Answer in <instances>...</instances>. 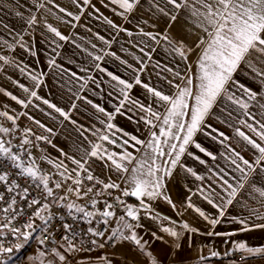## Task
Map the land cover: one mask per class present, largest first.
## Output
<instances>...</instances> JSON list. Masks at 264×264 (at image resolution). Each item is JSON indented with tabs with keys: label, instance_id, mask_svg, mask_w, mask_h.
Instances as JSON below:
<instances>
[{
	"label": "snow or ice",
	"instance_id": "6c2138e0",
	"mask_svg": "<svg viewBox=\"0 0 264 264\" xmlns=\"http://www.w3.org/2000/svg\"><path fill=\"white\" fill-rule=\"evenodd\" d=\"M52 2L53 0H47L49 4ZM72 2L76 4L77 0H72ZM109 2L122 10L116 12V15L124 16L126 19L128 18L126 14H134L137 11L142 12L144 5L147 4V10L150 15L143 20V23L148 24L150 20H156L157 22L163 20L167 27L163 33L157 31L155 34L151 31H144L141 27L139 28V34L149 37L157 44L161 40L164 41L166 43V51L174 53L185 62L188 61L189 55H196V73L195 76L191 74L182 76L179 71H173V69L163 66L164 71L172 73L174 80L184 81L183 85H181L174 83V80H169V84L175 87L176 91L173 95H168L142 82L140 73L144 71L143 67L133 69L134 80L130 82L111 71H107L101 64L96 63L94 70L106 72L111 81L115 82L109 84L111 91L108 92V96L112 97L115 95L118 104L114 106V111L108 112L104 107L80 95V93L87 90L89 82L95 84L96 88H100L101 81H98L92 75L80 76L77 72H70L69 75L72 80L79 82L78 91L73 92L75 98L77 100H86L99 113L107 117L106 121H99L104 131L101 132L100 129H95L92 134L98 137V141L107 142L109 145L121 149V151L110 150L102 143L97 142L91 144L90 150L78 148V151L83 152L80 159L69 157L67 153L62 152L66 159L71 160L72 164L76 165V168H73L71 172H69L63 161L56 163L49 160V163H53L57 169H63L59 173L61 177L65 180H71L76 185L75 188L70 187L67 191L74 192L77 198H80L84 179L95 181L96 184L102 185V191L120 188L119 184L110 179L109 182L105 183L93 175L88 167L91 158L104 162L109 171L114 169L118 173L128 172L125 162H135L136 166L132 168V175L129 177L132 187L130 190L124 189L122 195L136 197L139 205L134 206L133 204L125 203L120 197H115L114 203L123 206L124 209V214L118 217L112 210L113 203H108L107 201H104L102 211L96 210L98 201L95 198L90 201L93 211L86 210L84 206L77 205L74 202L63 206L69 210L75 209L77 213H82L81 219L90 218L88 219L90 224L92 223L91 218H103L102 220L98 219L97 223L105 225L104 231L89 227L87 232L93 237H106V241L98 242L96 239H92L90 241L91 245L103 249L105 243L111 242L113 249H115L123 246L125 242H130L138 250L137 255L146 258L147 264H165V262L149 250V241L143 239L138 232V229L143 228L140 223L141 212H143L145 217L158 223L161 220L169 221L171 226L161 225L160 227V231L166 233L173 241L169 245L171 250L168 255L172 264H185L186 258L181 256V253L185 250V237H188V247L190 249L191 234L198 233L200 230L191 226L187 221H180L179 228L181 230L178 231L176 227L178 222L171 220L168 216H161L156 213L151 203L163 200L174 211H178L175 202L168 193L166 181L173 176L175 170L181 169L197 181H207L205 186H199L195 191L191 188L188 189L191 195L186 199L185 211H193L206 221L212 229H215L222 222L221 218L228 217L230 207L234 204H240L248 210V215H232L230 217V222L240 225L238 231L248 232L253 229H264V211L260 210L264 208V90L261 92L253 91L234 79V74L244 65L251 69L256 77H260L262 83H264V0H109ZM101 3H103V0H101ZM83 5L94 7V5H91V0H83ZM36 7L38 9L44 8L45 4L38 2ZM83 10V8L80 9L81 12ZM59 11L66 12V9L59 8ZM96 11H99V9H96ZM185 13L190 14L189 19L193 28L199 31H193L182 26L180 38L172 36L171 29L173 25L179 22ZM16 14L18 16L21 15L19 12ZM66 14L68 16L73 15L71 12ZM74 19L78 21L80 16H75ZM104 19L111 27L118 28V25L112 20L107 17H104ZM35 23L36 16L32 15L27 20V24L31 26ZM151 26L156 28L157 25L153 23ZM46 27L50 33H53L60 40L68 39L51 24L46 25ZM119 31H126L128 36L133 35L132 31L125 28H119ZM157 37L160 39H157ZM99 38L101 40L104 39L103 37ZM186 40H191L192 43L188 44L185 42ZM20 46L24 47L23 44ZM92 47L95 48L96 46L92 45ZM140 51L143 52L144 49L141 48ZM35 54V52L32 53V55ZM56 55H59V53ZM89 55L92 56V53H89ZM105 55L115 56L116 54L105 53ZM92 59L102 61L104 56L95 55L92 56ZM116 59L120 58L116 57ZM0 60H3L6 64L9 63L7 57L0 56ZM120 62L126 64L128 68H133L125 60ZM48 66L60 69L62 74L65 71L61 65L56 63L55 56L48 60ZM156 66L161 67L159 63ZM20 71L25 72V68H21ZM80 71L87 73L89 69L82 68ZM189 72H191L190 65ZM27 75L34 82L33 87L29 88L24 84H19V87L25 93H28L27 100L20 99L10 92H4V89H0V92L10 96L11 100L24 108H28L30 105L39 108V105H33V98H35V100L41 101L49 109L58 113L64 120L73 124L77 123L70 116V112L77 108L75 101L72 102L71 108L67 111L58 107L55 103L50 102L49 99L43 98L38 94L37 89H40L44 83V74L29 71ZM72 80L68 81V83H71ZM134 84L142 85L155 98V102L161 108H164L163 114L154 110L152 105H145L138 100L131 99L129 92L133 89ZM233 87L240 91L242 95H237L236 91L232 90ZM69 91H72V89L69 88ZM218 102L223 103L222 112H227L229 118H233V112L239 114L241 117L239 123L248 128L256 137L253 138V136L247 135L240 128L235 129L236 136L244 142L245 148L252 151L251 159L246 158L240 151L225 144L230 138L208 122L213 116L214 108ZM128 103L145 113L139 119L146 126H149V139L147 141L131 135L122 127H118L113 123L116 115L124 114L122 110L127 108ZM253 107L259 110L258 113L251 110ZM127 110L131 111L130 108ZM46 114L50 115V113ZM257 114H259L261 119L256 118ZM22 115L27 116L29 120H32L40 128L52 132V129L47 128L41 121L28 115L27 112L22 113ZM0 117H5L14 125L13 128L0 126V133L5 135L14 133L16 121L19 117H14L7 111H0ZM216 118L220 119L218 116ZM154 121L159 123L157 124ZM249 121L252 122L250 123ZM231 126L229 124V127ZM157 127L158 132L151 130ZM79 128H83V125H80ZM117 133H120V135L117 136ZM198 133L210 136L213 140H216L217 137L221 138L219 143L230 153L226 159L230 161L231 173L225 171L224 168H219L218 171L209 168L208 172L211 175H199L197 171L187 167L182 162V157L188 156L198 161L201 165L206 163L192 149L198 150L199 153H203L213 161L217 159L211 151H208L198 142ZM214 133L216 135H213ZM32 134L31 128L23 130V139L21 140L19 151H13L14 145L11 140H5L0 137V186L4 187V190L0 191V264H9L15 252L24 248L31 238H35L40 245H44L47 240H51L52 232L49 229V225L53 219V213L49 209L53 205L61 206L62 202L68 199L67 195L57 197L53 187L49 186L50 176L42 173L32 158L30 151L27 153L28 161L24 160V152L26 150L23 145L31 144V140L28 137ZM81 135H83L82 132ZM35 139L51 143L45 136L37 135ZM137 145L146 148L145 156L148 158L138 160L133 155V152L128 150L132 148L138 151ZM149 152L150 156L148 155ZM221 155L224 156V153H221ZM42 158L47 159L46 157ZM161 158H164L162 163L159 162ZM81 172L86 174L83 178L81 177ZM73 173L75 174L74 176ZM236 173H239V175H235ZM13 176L24 179L25 184L22 186L17 179L12 178ZM61 187L62 184L60 182H55V189H60ZM93 190V187H88L83 192V195L87 196ZM34 191L35 194H33ZM102 191L95 192V195H102ZM194 196L202 198L216 211V215L213 216L210 213H206L201 207L197 206L193 202ZM249 199L255 201L259 208H252L248 203ZM69 215H72L71 211H69ZM25 217L27 218L25 219ZM113 218L116 220V226L108 227L109 221ZM128 218H130L131 222ZM21 220H23L22 224L20 223ZM37 220L40 223H37ZM63 228L71 236L74 237L76 235L72 231V225L64 223ZM38 232L42 235H34ZM234 234V232H206L209 237H230ZM151 235L154 240H163V237L157 236L155 232ZM62 239L67 243L66 251L69 253L92 251L90 247H84L85 242L83 240L80 246H77L67 234ZM13 240L16 242H12ZM50 251L59 261L66 264V255L58 251L56 247L51 248ZM129 251H132V248H129ZM232 251L242 253L241 261L255 256L264 258V245L253 247L248 246L244 242L233 241V249L225 252L224 255H230ZM209 254L211 257L221 255L215 250H210ZM46 255V252L41 251L35 259L39 260V264H51L50 261L46 262L41 259ZM113 255L123 256L124 253L113 252ZM29 259L33 258L30 257ZM206 259L207 257L204 255H198L195 258V264H203ZM97 260L101 264H113V259L107 255L99 256ZM132 264H139V261L133 260Z\"/></svg>",
	"mask_w": 264,
	"mask_h": 264
},
{
	"label": "crops",
	"instance_id": "0c3cea01",
	"mask_svg": "<svg viewBox=\"0 0 264 264\" xmlns=\"http://www.w3.org/2000/svg\"><path fill=\"white\" fill-rule=\"evenodd\" d=\"M38 2L44 3L45 7L38 9L36 7ZM91 5H94V7L83 5V0H77L76 4H74L72 0H53L51 4L47 3V0H0V56L7 57L9 61V63L6 64L3 60H0V89H4V92H10L16 95L20 99L27 100L28 93H25L19 87V84H24L32 88L34 82L30 80L27 72L43 73L44 83L40 89H37L41 97L49 99L50 102L55 103L58 107L66 111L71 108L73 101L77 104V108L70 112L72 120L77 122L73 124L70 121L64 120L58 113L49 109L41 101L35 100V98H33V105H39V108L31 105L28 108H24L22 105L11 100L10 96L5 95L4 92H0V111H7L10 115L19 117L16 121V130L14 133L18 131L22 135L18 142L13 140L14 133L11 135L0 133V137L5 140H11L14 145L13 149L19 148L25 128H31L33 134L47 137L48 141H51V143H48L47 147H41L31 141L30 145H23V148L31 152V156L34 160H43L47 163L51 171H45V169L41 165L40 166L42 167V173L44 172L50 176L49 186L53 187L54 191H61L68 196H73L74 200H70L68 203L74 202L81 206V204H79V201H81L83 204L90 207V211L94 210L90 203L94 198L98 201L96 210H103L104 201L113 203L112 210L115 212L116 217H118L124 214L123 206L116 205L114 199L112 201L107 200L108 196L106 193L96 196L93 191L92 193H88L87 196H84V191L81 190V196L77 198L74 192L67 191L68 188H75L76 185H74L71 180H65L61 177L59 173L63 171V169H57L54 167L53 163H49V160L56 163L63 161L64 165L69 169V172H71L73 168H76V165L72 164L71 160L66 159L65 156L62 155V152L67 153L69 157L80 159L83 152L77 149L90 150L91 144L97 142L102 143L110 150L117 152L121 151V149L115 148V146L109 145L107 142L98 141V137L92 134L95 129H100L101 132L104 131L99 121H106L107 117L99 113L88 104L86 100H77L75 98L73 92L78 91L79 82L72 80L69 73L74 71L80 76L92 75L98 81H101L100 88H96L95 84L89 82L87 90L80 93V95L104 107L106 111L112 112L114 111V106L118 104V100L115 95L109 97L108 92L111 91L109 84L115 82L111 81V78L107 76L106 72L94 70V65L96 63L101 64L107 71H111L130 82L134 80L135 74L133 69L143 67L144 71L140 73L143 83H147L157 90L163 91L165 94L173 95L176 89L169 84V80H174V77L172 73L164 71L163 66H167L173 69V71H179L182 76H187L189 74L195 76V61L197 56L194 54L189 55L188 61L185 62L174 53L166 51V43L164 41L161 40V42L157 44L149 37L139 34V28L141 27L144 31H151L154 34L157 31L163 33L164 29L167 27V25L163 23V20L159 22L150 20L148 24L143 23V20L147 19L150 15L147 10V4L144 5V10L142 12L137 11L134 14H126L128 17L127 19L124 16L116 15V12L122 10L119 9L118 6L111 5L109 0H103V3H101V0H91ZM59 8H65L66 12H60ZM81 8L84 9L83 12L80 11ZM96 9H99V11H96ZM113 9H115V11H113ZM17 12L21 13V15L18 16L16 14ZM67 12H71L73 15L68 16L66 14ZM32 15L36 16V23L29 26L27 20ZM75 16H80V20H75ZM189 16L190 14L185 13L180 21L173 25L171 29L172 36L180 38L182 26L187 29H192L193 31H199L193 28ZM104 17L112 20L118 25V28H113L108 25ZM153 23H156V28L151 26ZM48 24L57 28V30L60 31L62 35L68 37V39L60 40L53 33H50L46 27ZM119 28L132 31L133 35L128 36L126 31H119ZM99 37H103L104 39L101 40ZM157 39L160 38L157 37ZM53 41H55V43H53ZM185 42L188 44L192 43L191 40H186ZM21 44H23L24 47H21ZM9 45H11V47H9ZM57 45H59V47H57ZM92 45L96 47L93 48ZM141 48L144 49L143 52L140 51ZM153 49H155V51H153ZM33 52L36 54L32 55ZM57 53H59V55H56ZM89 53H92V56H104V59L102 61H95ZM105 53H115L116 55H105ZM53 56L56 58V63L61 65L65 70L63 74L60 69L50 68L48 66V60ZM116 57L120 59H116ZM121 60L127 61L133 68H128L126 64L120 62ZM157 63H159L161 67H157ZM189 65L191 66V72H189ZM21 68H25V72H21ZM82 68H87L89 71L87 73L81 72L80 69ZM234 79L238 80L246 87L251 88L253 91L261 92L264 90L262 79L256 77L255 73L244 65L234 74ZM70 80H72V82L68 83ZM174 83L183 85L184 81L175 79ZM69 88H71L72 91H69ZM232 90L236 91L237 95H242V93L234 87ZM129 95L132 100H138L145 105H152L154 110L160 111L161 114H163L164 108H161L155 102V98L151 96L142 85L134 84ZM128 108H130L131 111H128ZM222 108L223 103L218 102L214 108L213 116L208 122L230 138L225 144L230 145L232 148L240 151L246 158L251 159L252 151L245 148L244 142L236 136L235 129L240 128L247 135L253 136V138L256 137L248 128L239 123L241 118L239 114L233 112V118H229L227 112H222ZM41 109H43V111H41ZM251 110L257 113L259 111L255 107ZM122 111L124 114L116 115L113 123L118 127H122L131 135H135L139 139L147 141L149 139V126H146L144 122L139 119L141 116H144L145 113L130 103H128L127 108ZM24 112H27L28 115L34 117V119L41 121L47 128L52 129V132L40 128L32 120H29L27 116L22 115ZM46 113H50V115ZM217 116L220 117V119H217ZM256 118L261 119L259 114H257ZM245 119L247 118L245 117ZM221 121L225 122L222 123ZM154 122L157 124L159 123L156 121ZM249 122L251 123L252 121ZM229 124L232 126L229 127ZM80 125H83V128H79ZM0 126L8 128L14 127L12 122L5 117H0ZM151 130L158 132V127ZM206 131L208 130L206 129ZM81 132L83 135H81ZM119 135L120 133H117V136ZM213 135L216 134L214 133ZM197 139L198 142L208 151H211L217 159L213 161L210 157L205 156L203 153H199L198 150L192 149V151L204 159L206 163L201 165L198 161L188 156L182 157V162L187 167H191L197 171L199 175H211V173L208 172L209 168L215 171H218L219 168H224L225 171L231 173L230 161L226 159L230 153L219 143V139L221 138L217 137L216 140H213L210 136L198 133ZM136 148L139 150L137 151L132 148L128 150L132 151L133 155L138 160L148 158L145 156L147 151L145 147L137 145ZM221 153H224V156H222ZM148 155H151L150 152ZM42 157H46L47 159ZM163 159L164 158H161L159 162L162 163ZM125 163L128 167V172L125 173H118L114 169L109 171V168L105 166L104 162L96 158H91L88 167L95 177L105 183L109 182L110 179L120 185V188L116 191L115 197H120L122 200L128 198L133 199L138 202L137 205L134 206H138L139 201L136 197L122 195L124 189L130 190L132 187L129 177L132 175V168L136 166L135 162ZM74 175L73 173V176ZM85 175V173L81 172V176ZM235 175L238 176L239 173ZM213 179H215V177H213ZM55 182H60L62 187L60 189H55ZM166 183L168 193L175 202L178 211H174L166 202L159 200L151 202L155 212L159 213L161 216H168L171 220L177 221L176 227L178 231L181 230L179 228L180 221H187L191 226L200 230L198 233L191 234L190 249L188 247V237H185V250L181 253V256L186 258L185 264H195V258L198 255L207 257L203 264H234V262L235 264H264V258L260 256L248 257L246 260L241 261L240 258L231 257V254L235 251H232L230 255H224L225 252H229L233 249V241L244 242L248 246L253 247L264 245V229L239 232L238 229L240 225L230 222V217L232 215L247 216V209L243 208L240 204H234L230 207L228 217L221 218L222 222L218 224L215 229H212L206 221L198 216V214L191 210L185 211L184 207L187 197L191 195L188 189L191 188L195 191L199 186H205L207 181H197L190 174L185 173L181 169H177L174 171L173 176L167 179ZM193 202L206 213H210L213 216L216 215V211L199 196H194ZM248 203L252 208H259V205L251 199L248 200ZM72 210L75 211V209ZM260 210L264 211V208ZM91 219V224L93 226L101 217ZM128 219L130 221V218ZM140 223L143 225V228L138 229V232L143 239L149 241V250L160 260L164 261L165 264H172L171 258L168 255L171 250L169 245L173 242L172 238L160 231L161 225L171 226L169 221L161 220L158 223L153 219L145 217L143 212H141ZM115 226L116 220L113 218L109 221V227ZM208 231L234 232L235 234L230 237H209L206 235ZM153 232H155L157 236L163 237V240H154L151 235ZM165 241H167V243H165ZM225 241H227V243H225ZM61 245H63V247H61ZM56 248L62 254L66 255V264H101V262L97 260V257L104 255L113 259V264H132L133 260L139 261V264H147L146 258L137 255L138 250H136L130 242H125L123 246L115 249H108L106 247L100 249L97 247L95 251L90 253L84 251L69 253L66 251L67 243L65 241H61ZM129 248H132V251H129ZM210 250L218 251L221 255L218 257H211L209 254ZM41 251L47 253L45 257L41 258L46 262L50 261L51 264H65V262L59 261L50 250L44 249L36 239L32 238L24 248L15 252L9 264H39V260L35 258L39 256V252ZM113 252L124 253V255L114 256ZM30 257L33 259H29ZM125 257H127V259H125Z\"/></svg>",
	"mask_w": 264,
	"mask_h": 264
},
{
	"label": "built area",
	"instance_id": "2783aa9c",
	"mask_svg": "<svg viewBox=\"0 0 264 264\" xmlns=\"http://www.w3.org/2000/svg\"><path fill=\"white\" fill-rule=\"evenodd\" d=\"M21 134L16 131L14 133L13 136V140L15 142H18L21 138ZM35 136H37L36 134H32L29 135L28 139L33 141L34 143H36L37 145L41 146V147H47L48 146V142L47 141H37L35 139ZM20 148L18 149H13V151H19ZM28 151L24 152V160L27 162L28 161V155H27ZM37 166L41 169L42 171V167L38 164L37 161H35ZM82 178L84 176H81ZM13 179H17L18 182L23 186L25 184V180L19 177H12ZM88 187H93V191L97 192V191H102V185L96 184L95 181H87L86 179L83 180V185L81 186V190L85 191ZM4 187L0 186V191H3ZM117 189H109V190H103L102 193H106L107 194V200L112 201L115 198V194H116ZM55 194L57 195V197L60 196H65V193H62L61 191H54ZM110 193V195H109ZM35 194V191L34 193ZM68 199L66 201H63L61 206H57V205H53L49 211H51L53 213V219L49 225V229L52 232V237L51 240H47L46 243L44 245H42V247L46 250H51V248L53 247H57L58 244L61 241H64L62 239V237H64L66 234L70 236V238L72 239L73 243L76 244L77 246H80L81 241L83 240L84 243V247H90L92 249L93 252L96 250L97 246L91 245L90 241L92 239H96L98 242H105L106 241V237H93L90 233L87 232V229L89 227H93V228H97L98 230L104 231L105 230V225H103V223H95L93 226L92 224L88 223V219L89 218H83L82 217V213H77L74 210H69L66 207H64L63 205L67 204L70 200H74L73 196H68ZM125 203H130L133 205H137L138 202H136L133 199H124ZM22 203V202H20ZM79 204H81V206H84L86 208V210L90 211V207L88 205L83 204L81 201H79ZM69 211L72 212V215H69ZM30 214V213H29ZM27 217H25L26 219ZM103 218H101L100 220H102ZM20 223H23V220L20 221ZM67 223L72 225V231L76 233V235L73 237L71 236V234L66 233L65 229L63 228V224ZM109 227V226H108ZM39 235H42L41 233ZM11 239V238H10ZM53 241H55V243H53ZM12 242H16L15 240H13ZM105 247L108 249H112V243L111 242H107L105 243ZM85 252V251H84ZM88 252V253H90ZM242 255V253L240 252H234L231 254V257L233 258H240Z\"/></svg>",
	"mask_w": 264,
	"mask_h": 264
},
{
	"label": "rangeland",
	"instance_id": "374dc122",
	"mask_svg": "<svg viewBox=\"0 0 264 264\" xmlns=\"http://www.w3.org/2000/svg\"><path fill=\"white\" fill-rule=\"evenodd\" d=\"M35 160H37V162L39 163V165H41L44 169H45V171L47 170V171H51L50 170V168H49V166L47 165V163H45L43 160H38V159H35ZM44 173V172H43ZM37 223H40V221L39 220H37ZM40 233L38 232V233H36V234H34V235H39ZM32 239H35V238H32Z\"/></svg>",
	"mask_w": 264,
	"mask_h": 264
}]
</instances>
